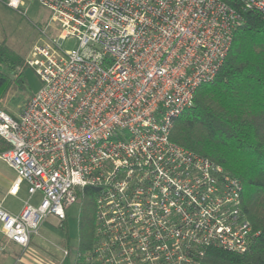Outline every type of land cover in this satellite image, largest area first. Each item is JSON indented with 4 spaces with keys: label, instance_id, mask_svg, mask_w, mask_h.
I'll list each match as a JSON object with an SVG mask.
<instances>
[{
    "label": "built area",
    "instance_id": "1",
    "mask_svg": "<svg viewBox=\"0 0 264 264\" xmlns=\"http://www.w3.org/2000/svg\"><path fill=\"white\" fill-rule=\"evenodd\" d=\"M61 26L26 59L42 81L18 113L0 108V162L25 185L19 214L0 204V233L29 248L41 225L96 192L90 250L75 264H201L247 252L255 232L242 185L171 140L175 121L215 80L241 24L219 0H37ZM264 18V0H242ZM23 13L25 0H7ZM76 41L72 50L63 44ZM39 195V203L32 199ZM63 261V262H64Z\"/></svg>",
    "mask_w": 264,
    "mask_h": 264
},
{
    "label": "trees",
    "instance_id": "2",
    "mask_svg": "<svg viewBox=\"0 0 264 264\" xmlns=\"http://www.w3.org/2000/svg\"><path fill=\"white\" fill-rule=\"evenodd\" d=\"M219 1L240 15L241 24L217 77L197 90L194 106L175 121L171 140L221 165L241 182L242 209L255 232L247 252L211 249L201 264H264V18L246 9L242 0ZM4 2L7 5L0 0V6ZM27 68L26 59L0 40V100L24 83ZM9 148L0 138V154ZM95 196V190L87 188L81 201L82 252L94 243Z\"/></svg>",
    "mask_w": 264,
    "mask_h": 264
},
{
    "label": "rangeland",
    "instance_id": "3",
    "mask_svg": "<svg viewBox=\"0 0 264 264\" xmlns=\"http://www.w3.org/2000/svg\"><path fill=\"white\" fill-rule=\"evenodd\" d=\"M23 13L11 10L4 3L0 6V40L7 47L27 59L35 44L47 33L52 38H57L61 31V26L52 21V12L41 6L37 0H25ZM64 50H72L76 47L75 40H69L63 44ZM42 87V81L32 68L25 71L24 83L20 86L14 85L11 90L0 100V108L10 113H20L27 102L35 96ZM0 177L12 179L16 177L14 170L8 165L0 162ZM4 180V179H2ZM5 182V181H3ZM0 189V202L5 198L3 207L7 211L18 213L24 205V201L29 198L26 190L18 197L7 195V184H2ZM33 204L39 203V195L32 199ZM81 203L72 206L68 211L67 229H62L59 221L55 217H49L40 227L38 235L34 237L31 245L23 253L28 264H63L62 249H76L79 242V216ZM0 243L5 244L6 240L0 233ZM8 244V243H7ZM3 248V246H0ZM21 257V256H20ZM19 257L9 256L6 260L9 264H14ZM69 264H75L74 254H71Z\"/></svg>",
    "mask_w": 264,
    "mask_h": 264
},
{
    "label": "crops",
    "instance_id": "4",
    "mask_svg": "<svg viewBox=\"0 0 264 264\" xmlns=\"http://www.w3.org/2000/svg\"><path fill=\"white\" fill-rule=\"evenodd\" d=\"M2 179H4V180H2ZM15 179H16V177L15 178H12V179H6L5 177H0V189H2L3 187H2V185H1V183L2 184H7L8 186V188H7V195H9V196H13V195H10L9 194V191H10V189H11V187H12V185H13V183H14V181H15ZM3 181H5V182H3ZM23 189L24 190H26V186L24 185L21 189H20V192H19V194L23 191ZM26 192H27V190H26ZM19 194H18V196H19ZM28 194V193H27ZM18 196H14V197H18ZM4 200H5V198H3V200L0 202V204L2 203L3 204V202H4ZM26 201V200H25ZM24 201V202H25ZM22 210V209H21ZM21 212V211H20ZM20 212H18V213H13V212H11L10 211V213H12V214H19ZM4 239L6 240V242L8 243H6V246H5V244H1L0 243V246H3V248H0V264H9L6 260L8 259V257L9 256H12V258L13 259H15V257H19L20 259H18L17 260V258H16V261H15V263L14 264H28L27 262H26V260L24 259V256H22V253L26 250V249H23L22 247H20V246H18V245H16V244H14V243H12V242H10V241H8L5 237H4ZM21 256V257H20Z\"/></svg>",
    "mask_w": 264,
    "mask_h": 264
}]
</instances>
